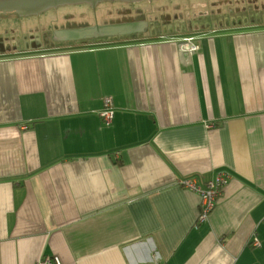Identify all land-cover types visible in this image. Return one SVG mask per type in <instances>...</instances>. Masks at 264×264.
<instances>
[{
    "label": "crops",
    "instance_id": "0c3cea01",
    "mask_svg": "<svg viewBox=\"0 0 264 264\" xmlns=\"http://www.w3.org/2000/svg\"><path fill=\"white\" fill-rule=\"evenodd\" d=\"M184 1L135 39L0 49V264H264V11ZM221 170L199 221L180 181Z\"/></svg>",
    "mask_w": 264,
    "mask_h": 264
},
{
    "label": "rangeland",
    "instance_id": "374dc122",
    "mask_svg": "<svg viewBox=\"0 0 264 264\" xmlns=\"http://www.w3.org/2000/svg\"><path fill=\"white\" fill-rule=\"evenodd\" d=\"M182 1L185 3L184 0L103 1L97 3L94 8L83 3L49 8L38 15L18 17L13 14H7L6 18H0V39L3 40L4 45L18 42V38L20 37L28 41L31 39H46L47 42H50V37H60L57 34L60 30L92 25L115 24L122 22V19L126 17L133 20V17L142 16L146 22L147 19L167 21L171 18L170 15L173 13L175 6L181 5ZM220 1L223 2L224 0ZM247 1H250L252 5H256L258 12L264 11V0ZM142 36V34L134 36V39ZM132 37L130 36V38ZM94 39L79 41L70 46L77 47L82 45L79 47H83L87 43L103 44L118 41L116 38L106 41H101L99 38ZM54 42L58 44L56 41ZM90 46L92 45L90 44Z\"/></svg>",
    "mask_w": 264,
    "mask_h": 264
},
{
    "label": "water",
    "instance_id": "95a60500",
    "mask_svg": "<svg viewBox=\"0 0 264 264\" xmlns=\"http://www.w3.org/2000/svg\"><path fill=\"white\" fill-rule=\"evenodd\" d=\"M103 1L138 2L142 0H0V13L6 14L15 12L19 16H31L38 15L49 8H56L62 5H76L85 3L94 8L97 3ZM146 27L147 22L142 16H140L135 18L134 20L128 19L127 22H120L115 24L67 28L61 30L65 32L63 36L55 39L61 41H83L91 38L143 32ZM0 47V49H3L4 47L2 42H0Z\"/></svg>",
    "mask_w": 264,
    "mask_h": 264
},
{
    "label": "built area",
    "instance_id": "2783aa9c",
    "mask_svg": "<svg viewBox=\"0 0 264 264\" xmlns=\"http://www.w3.org/2000/svg\"><path fill=\"white\" fill-rule=\"evenodd\" d=\"M178 53L186 58L196 53L199 49V44L195 41L194 35H187L179 39L177 42ZM113 104L110 96L103 97V108L99 112L101 119L105 123H109L113 117ZM228 174L221 170L216 173L214 178L208 180L203 187L197 185L193 179H183L180 181L185 188L195 191L199 195V210L197 220H203L208 213L213 209L218 196L221 193L222 187L226 184ZM253 246H259L260 243L256 237L252 241ZM34 264H65L59 257L45 255L38 259ZM150 264H159L153 261Z\"/></svg>",
    "mask_w": 264,
    "mask_h": 264
},
{
    "label": "trees",
    "instance_id": "16d2710c",
    "mask_svg": "<svg viewBox=\"0 0 264 264\" xmlns=\"http://www.w3.org/2000/svg\"><path fill=\"white\" fill-rule=\"evenodd\" d=\"M7 14H13L14 16H18V17H21L19 15H17L15 12H12V13H0V18H6L7 17ZM141 34L140 33H135V34H125V35H112V36H106V37H99V39L101 40H111L112 38H116V39H119V37H125V36H140ZM97 39V40H99ZM88 40H95L94 38L93 39H86V40H83V41H88ZM81 42L82 40H69V41H56V43H58L57 45H72L73 43H76V42Z\"/></svg>",
    "mask_w": 264,
    "mask_h": 264
},
{
    "label": "flooded vegetation",
    "instance_id": "af4514ba",
    "mask_svg": "<svg viewBox=\"0 0 264 264\" xmlns=\"http://www.w3.org/2000/svg\"><path fill=\"white\" fill-rule=\"evenodd\" d=\"M138 16H136V17H133V20L135 19V18H137ZM126 19L128 20V19H130V18H128V17H126V18H123L122 19V22H127L126 21ZM124 20V21H123ZM63 32H60V33H58V34H62ZM138 33H141V32H138ZM132 34V33H131ZM50 40H53V41H58V40H56L55 39V37H50ZM32 41V40H31ZM30 41V42H31ZM40 42H37V40H34L33 39V41L30 43V45L32 44V45H34V46H36V45H41L42 44V42H45V41H47L46 39L44 40H39ZM36 43H38V44H36ZM6 47H8L7 45H4V47L3 48H6Z\"/></svg>",
    "mask_w": 264,
    "mask_h": 264
},
{
    "label": "bare ground",
    "instance_id": "6f19581e",
    "mask_svg": "<svg viewBox=\"0 0 264 264\" xmlns=\"http://www.w3.org/2000/svg\"><path fill=\"white\" fill-rule=\"evenodd\" d=\"M60 32H63V31L60 30L58 33H60ZM63 34H65V32H63L62 34H59V35L60 36H63Z\"/></svg>",
    "mask_w": 264,
    "mask_h": 264
}]
</instances>
